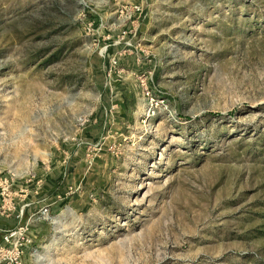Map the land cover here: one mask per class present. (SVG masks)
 <instances>
[{
    "label": "rangeland",
    "instance_id": "374dc122",
    "mask_svg": "<svg viewBox=\"0 0 264 264\" xmlns=\"http://www.w3.org/2000/svg\"><path fill=\"white\" fill-rule=\"evenodd\" d=\"M0 177L22 264H264V0H0Z\"/></svg>",
    "mask_w": 264,
    "mask_h": 264
},
{
    "label": "built area",
    "instance_id": "2783aa9c",
    "mask_svg": "<svg viewBox=\"0 0 264 264\" xmlns=\"http://www.w3.org/2000/svg\"><path fill=\"white\" fill-rule=\"evenodd\" d=\"M5 182H7V178L4 177L2 179L0 177V194L3 195L6 187L1 184ZM39 213V216L47 218L49 213L48 207L43 205L39 208ZM29 230L30 228L25 223L2 230L0 237V264H22L23 255L26 253L33 239V237L30 238L29 234L31 230Z\"/></svg>",
    "mask_w": 264,
    "mask_h": 264
},
{
    "label": "crops",
    "instance_id": "0c3cea01",
    "mask_svg": "<svg viewBox=\"0 0 264 264\" xmlns=\"http://www.w3.org/2000/svg\"><path fill=\"white\" fill-rule=\"evenodd\" d=\"M36 189H28L27 192H21L20 194L17 193V191H9L7 193L8 197H4L1 196L3 194H0V237H1V233L3 229H6L9 226H13L14 224H16L17 222H21V218L16 219L17 214H16V210H15V203L21 202V207L20 209L22 210V214L24 216V218L26 216H32L31 219H37V216L34 217L35 213L33 211L34 208H38L40 207L41 203H39L40 200H42V198H39V194L37 196V194H34V192L36 193ZM19 196H16V195ZM13 203V204H12ZM12 204V205H11ZM7 206L8 211H4L2 210V207ZM11 207V208H10ZM20 213V210H19ZM22 216V217H23ZM15 217V218H14ZM24 218H22L24 220ZM22 220V221H23ZM33 230V228H32ZM35 230V228H34ZM25 254L23 255V258H25ZM25 263L28 264L29 263V257H27L25 259Z\"/></svg>",
    "mask_w": 264,
    "mask_h": 264
}]
</instances>
